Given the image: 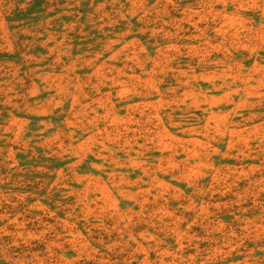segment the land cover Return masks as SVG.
I'll use <instances>...</instances> for the list:
<instances>
[{
    "label": "rangeland",
    "instance_id": "obj_1",
    "mask_svg": "<svg viewBox=\"0 0 264 264\" xmlns=\"http://www.w3.org/2000/svg\"><path fill=\"white\" fill-rule=\"evenodd\" d=\"M0 264H264V0H0Z\"/></svg>",
    "mask_w": 264,
    "mask_h": 264
}]
</instances>
